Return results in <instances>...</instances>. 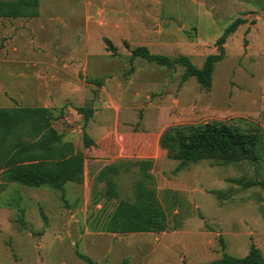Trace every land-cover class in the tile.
<instances>
[{
  "label": "rangeland",
  "instance_id": "1",
  "mask_svg": "<svg viewBox=\"0 0 264 264\" xmlns=\"http://www.w3.org/2000/svg\"><path fill=\"white\" fill-rule=\"evenodd\" d=\"M237 17L243 21L226 39L210 87L195 75L185 80L182 61L168 67L131 55L130 47L145 45L201 67L221 52L217 39ZM90 51L88 68L80 72L85 97L63 101L59 129L80 146L86 134L100 146L117 131L125 136L122 143L130 137L138 150L102 156L92 146L84 181L67 183L64 193L8 183L0 191V264H210L225 252L245 255L252 243L264 255V0H40L39 16L0 18V96H16L20 87L34 93L36 59L59 83L58 76L74 74L62 66L63 57L76 60ZM97 78L106 84L105 95ZM69 106L91 108L92 118L85 122L82 111ZM208 121L257 130L260 158L229 164L204 159L176 170L184 136L169 154L157 147L158 135ZM120 158L153 159L150 171L173 228H97L119 199L133 196L140 177L137 166L122 171L118 196L109 198L98 173Z\"/></svg>",
  "mask_w": 264,
  "mask_h": 264
},
{
  "label": "trees",
  "instance_id": "2",
  "mask_svg": "<svg viewBox=\"0 0 264 264\" xmlns=\"http://www.w3.org/2000/svg\"><path fill=\"white\" fill-rule=\"evenodd\" d=\"M38 15L40 0H0V17L31 18ZM242 21V18L237 17L224 28L217 39L221 52L207 57L201 67L196 66L187 56L175 58L152 53L145 45L128 46L132 57L141 56L168 67L182 61L185 65V80L195 75L203 86L210 87L215 64L224 55V43ZM105 41L108 50L113 53L118 51L111 39L105 38ZM79 110L85 113L87 122L93 110L82 107ZM56 118L57 114L47 106H0V191L8 183L16 182L31 187L48 186L64 193L67 183L84 181L85 151L77 149L73 141L66 139L65 134L55 127ZM182 135L184 140H181L180 146L183 152L179 154L180 161L176 170L204 159L229 164L255 162L260 158L257 130H244L224 121H208L196 126L181 127L176 131L168 129L160 137L162 150L170 154V148L177 146V138ZM93 144V138L86 134L85 147ZM133 166L138 167L140 174L133 187V196L119 199L112 212L97 228L111 233L163 232L173 228L150 171L153 166L151 158H120L102 168L97 178L106 181L107 196H118L116 178L122 171H129ZM80 256L89 260L83 254ZM210 264H264V255L252 243L245 255L225 252Z\"/></svg>",
  "mask_w": 264,
  "mask_h": 264
},
{
  "label": "crops",
  "instance_id": "3",
  "mask_svg": "<svg viewBox=\"0 0 264 264\" xmlns=\"http://www.w3.org/2000/svg\"><path fill=\"white\" fill-rule=\"evenodd\" d=\"M0 18H5V17H0ZM17 18H26V17H17ZM17 18H6V19H17ZM63 59H65V60H63L62 66L64 68H66V67L72 68L71 71H73L74 74L72 75L71 78H68V77L60 78L58 76L60 82L56 83L54 80L56 78L55 77L56 73L52 72L50 69L47 68L50 66L45 61H42V59H36V61L33 64H34V66H40V69H38L37 74H36L37 75V83H35L36 88L35 89L32 88L34 93L32 94V90L30 92L25 91L26 92L25 93L23 91V88L20 87L18 95L15 96L14 93H8L6 90H3L4 93L7 92V94H5V96H3V97L0 96V106L11 107V106H15V105H41V106H47V107L52 108L54 110V112L57 114V111L60 108V106L62 105L64 100H69V101L76 103L77 101L84 98L85 97L84 91H85L86 85H85V81H82V79L80 77V72H81V68H83L85 71L88 68L89 61L91 59V51L89 53H87L85 55V57L79 56V57H77L76 60H71V58L67 59L66 56L63 57ZM5 61H7V60H5ZM5 61H3V69H2L3 70V73H2L3 76H6V73H7V70L5 69V67H7ZM72 61H75V63L70 64ZM74 70H75V72H74ZM7 75H9V74H7ZM85 78L86 77H84V79ZM95 82L101 88V94L102 95L104 94L105 91L108 92L106 84L104 85L103 79L97 78V79H95ZM6 97H8V98H6ZM21 100L22 101L24 100V102H22ZM68 109L69 110L74 109L76 111V114L81 112L79 109H75L72 106H69L66 110H68ZM97 110H98V108H94L95 112H97ZM118 113L119 112L117 111V114ZM81 114L84 115V121H86L85 113L82 112ZM91 118H92V114L90 115L87 123L89 122V120ZM54 125L57 129H59V126H58L59 123H57V119H55ZM107 128H105L104 130H107ZM104 130H102V131H104ZM59 131H61V130L59 129ZM61 132H63L65 134L66 139L73 141V143L75 144L77 149H82L85 151L86 167H87V162H88L87 153L90 151V148L92 146L93 147L97 146L98 149H95V151H96V153H98L99 155H102V156L109 154L110 151H114V152L119 151L120 155H127L128 152L134 151L135 148L137 147L135 142L130 137H129L128 143H127V141L122 143V141H124L122 139L125 136L123 134L118 133L117 131L112 132L113 135L111 137V141H108L106 144L105 143L101 144L100 146L98 144L96 145V143H98V141H96L95 144H93L91 147H85V140H84L83 145L80 146L77 143V141L74 140L69 135V133H65L64 131H61ZM161 134L162 133H160L158 135L157 142H156L157 147L160 149H162L161 145H160ZM141 150H143V149H140V151ZM11 183H13V182H11Z\"/></svg>",
  "mask_w": 264,
  "mask_h": 264
}]
</instances>
